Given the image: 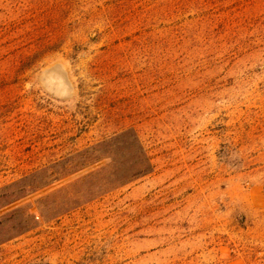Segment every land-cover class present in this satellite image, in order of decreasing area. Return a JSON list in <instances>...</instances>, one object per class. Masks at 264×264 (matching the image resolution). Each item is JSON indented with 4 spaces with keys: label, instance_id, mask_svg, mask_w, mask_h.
Instances as JSON below:
<instances>
[{
    "label": "rangeland",
    "instance_id": "obj_1",
    "mask_svg": "<svg viewBox=\"0 0 264 264\" xmlns=\"http://www.w3.org/2000/svg\"><path fill=\"white\" fill-rule=\"evenodd\" d=\"M0 264H264V0H0Z\"/></svg>",
    "mask_w": 264,
    "mask_h": 264
},
{
    "label": "trees",
    "instance_id": "obj_2",
    "mask_svg": "<svg viewBox=\"0 0 264 264\" xmlns=\"http://www.w3.org/2000/svg\"><path fill=\"white\" fill-rule=\"evenodd\" d=\"M116 140H122L123 143L125 144V148L127 150V152L131 155V156H140L139 160L136 162H133L132 165L135 168H138V172L134 177H142L144 175H147L149 173H151L152 171V164H151V160L147 155V152L145 151V149L143 148V146H141L139 137L136 134V131L134 130H127L125 132H123L121 135L115 137L112 140H109L107 142H103L101 144H98L92 148H89L83 152H79L73 156H71V158L69 160L74 161V160H82V161H88V163H96L99 160H97V157H94L92 155H94V152H96L97 148H100V146H102V144H111L112 142L116 141ZM92 157V158H91ZM66 161L61 162L62 165L65 164ZM133 178V177H132ZM130 178H124L122 180V182H120V186L128 183L129 181H131L132 179ZM113 188L106 186V190L109 191ZM95 195V194H94ZM10 203H7L5 205H9Z\"/></svg>",
    "mask_w": 264,
    "mask_h": 264
}]
</instances>
